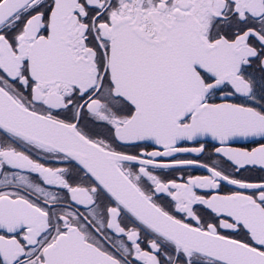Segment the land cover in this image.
<instances>
[{
	"label": "snow or ice",
	"instance_id": "1",
	"mask_svg": "<svg viewBox=\"0 0 264 264\" xmlns=\"http://www.w3.org/2000/svg\"><path fill=\"white\" fill-rule=\"evenodd\" d=\"M0 264H264V0H0Z\"/></svg>",
	"mask_w": 264,
	"mask_h": 264
}]
</instances>
